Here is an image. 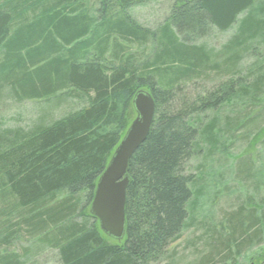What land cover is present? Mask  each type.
I'll return each instance as SVG.
<instances>
[{"label": "trees", "instance_id": "obj_1", "mask_svg": "<svg viewBox=\"0 0 264 264\" xmlns=\"http://www.w3.org/2000/svg\"><path fill=\"white\" fill-rule=\"evenodd\" d=\"M140 1L100 0L94 17L81 0H0V100L45 104L28 130H0V248L25 236L35 251L56 250L60 264H156L179 238L192 196L184 166L197 139L210 144V153L215 145L214 125L200 132L198 117L237 93L256 98L264 72L247 89L239 64L251 43L264 45V16L243 18L214 51L194 43L229 30L257 0H172L156 31L127 15ZM132 45L140 54L153 45L154 52L139 61ZM210 72L225 80L187 90L214 80ZM140 90L151 94L154 116L128 161L125 231L115 241L99 230L89 206ZM75 93L85 97L83 108L47 119ZM15 219L18 228L10 230ZM225 221L206 233L205 264L235 260L264 241V212L239 208ZM0 264L22 262L0 253Z\"/></svg>", "mask_w": 264, "mask_h": 264}, {"label": "rangeland", "instance_id": "obj_2", "mask_svg": "<svg viewBox=\"0 0 264 264\" xmlns=\"http://www.w3.org/2000/svg\"><path fill=\"white\" fill-rule=\"evenodd\" d=\"M90 15L96 17L100 0H81ZM172 0H141L133 4L127 15L135 23L149 31H156L168 17ZM264 0H257L245 12L240 14L237 22L227 31L213 30L209 37L197 40L194 44L204 45L207 49L219 51L221 47L236 34L238 24L246 16H264ZM136 45L130 51L138 55L139 61L150 59L154 46L147 45L143 54ZM134 54V55H135ZM264 45L262 41L251 43L249 51L239 64L242 81L241 87L251 88L264 72ZM212 81H195V86L187 90L192 94L201 89L206 90L213 84L224 81L211 72ZM235 83L237 87L239 85ZM263 86L253 99L251 94H234L228 101L216 109L201 114L198 130L200 132L214 125L215 141L212 153L210 144L204 138L197 139L195 155L186 162L185 174L191 177L189 187L192 196L187 204V218L179 238L167 249L166 255L156 264H205L209 248L206 245V233L209 229L226 227L227 215L241 208L243 211L264 212V81ZM198 88V89H197ZM63 99L47 113V119L59 120L86 105L83 95ZM45 104L37 101L16 103L13 100H0V130H28L35 122L38 111ZM47 107V106H46ZM135 117L134 110L127 111L126 128ZM245 166L248 167L245 170ZM2 205L0 204V211ZM19 219L12 220L10 230L18 228ZM17 225V226H16ZM29 239L20 237L11 246L0 248V253L19 256L22 264H60L57 251L49 248L35 247ZM206 264H210L207 263ZM219 264H264V241L259 246H248L241 250L235 260Z\"/></svg>", "mask_w": 264, "mask_h": 264}, {"label": "water", "instance_id": "obj_3", "mask_svg": "<svg viewBox=\"0 0 264 264\" xmlns=\"http://www.w3.org/2000/svg\"><path fill=\"white\" fill-rule=\"evenodd\" d=\"M132 108L135 117L99 176L89 206V214L98 222L99 230L115 241L123 239L125 231L128 161L145 141L153 121L155 103L151 94L138 91L132 99Z\"/></svg>", "mask_w": 264, "mask_h": 264}]
</instances>
